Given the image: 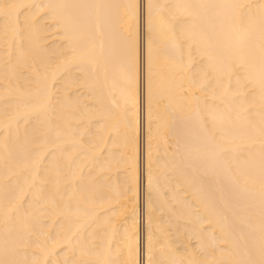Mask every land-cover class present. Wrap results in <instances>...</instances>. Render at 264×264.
Segmentation results:
<instances>
[{"label":"bare ground","instance_id":"6f19581e","mask_svg":"<svg viewBox=\"0 0 264 264\" xmlns=\"http://www.w3.org/2000/svg\"><path fill=\"white\" fill-rule=\"evenodd\" d=\"M0 264H264V0H0Z\"/></svg>","mask_w":264,"mask_h":264}]
</instances>
